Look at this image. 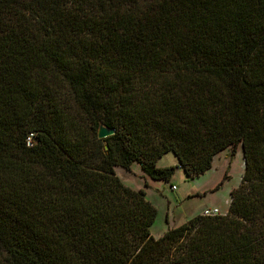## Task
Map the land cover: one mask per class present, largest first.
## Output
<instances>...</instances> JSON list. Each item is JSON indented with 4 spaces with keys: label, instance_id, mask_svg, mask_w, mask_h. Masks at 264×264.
Returning <instances> with one entry per match:
<instances>
[{
    "label": "trees",
    "instance_id": "obj_1",
    "mask_svg": "<svg viewBox=\"0 0 264 264\" xmlns=\"http://www.w3.org/2000/svg\"><path fill=\"white\" fill-rule=\"evenodd\" d=\"M237 146L227 213L157 239L115 174ZM0 264H264V0H0Z\"/></svg>",
    "mask_w": 264,
    "mask_h": 264
},
{
    "label": "rangeland",
    "instance_id": "obj_2",
    "mask_svg": "<svg viewBox=\"0 0 264 264\" xmlns=\"http://www.w3.org/2000/svg\"><path fill=\"white\" fill-rule=\"evenodd\" d=\"M157 168L177 167L172 154L163 156ZM244 172L241 147L228 148L213 158L211 169L194 178H187L179 168L169 182L146 178L137 165L130 171L115 169L116 176L127 187L142 190L145 199L156 209L157 216L150 227V235L157 239L168 229L201 216L205 210L217 209L221 216L227 213L230 192L236 189ZM172 187L175 189L173 190Z\"/></svg>",
    "mask_w": 264,
    "mask_h": 264
},
{
    "label": "water",
    "instance_id": "obj_3",
    "mask_svg": "<svg viewBox=\"0 0 264 264\" xmlns=\"http://www.w3.org/2000/svg\"><path fill=\"white\" fill-rule=\"evenodd\" d=\"M115 134L114 130L107 129L103 125H99L98 130H97V138L99 140H104L108 137H111ZM107 149V147H105Z\"/></svg>",
    "mask_w": 264,
    "mask_h": 264
},
{
    "label": "built area",
    "instance_id": "obj_4",
    "mask_svg": "<svg viewBox=\"0 0 264 264\" xmlns=\"http://www.w3.org/2000/svg\"><path fill=\"white\" fill-rule=\"evenodd\" d=\"M172 189L174 190L175 188L172 187ZM218 215H220V214L218 213L217 209H208L202 213V216H204V217H214V216H218Z\"/></svg>",
    "mask_w": 264,
    "mask_h": 264
}]
</instances>
